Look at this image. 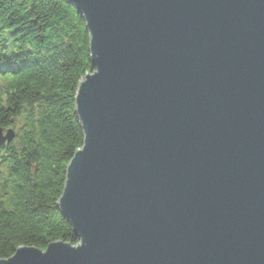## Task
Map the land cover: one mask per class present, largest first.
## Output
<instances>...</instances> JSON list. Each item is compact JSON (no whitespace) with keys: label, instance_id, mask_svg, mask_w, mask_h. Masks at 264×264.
Returning <instances> with one entry per match:
<instances>
[{"label":"water","instance_id":"obj_1","mask_svg":"<svg viewBox=\"0 0 264 264\" xmlns=\"http://www.w3.org/2000/svg\"><path fill=\"white\" fill-rule=\"evenodd\" d=\"M65 1L95 68L58 202L80 242L0 264H264V0Z\"/></svg>","mask_w":264,"mask_h":264},{"label":"trees","instance_id":"obj_2","mask_svg":"<svg viewBox=\"0 0 264 264\" xmlns=\"http://www.w3.org/2000/svg\"><path fill=\"white\" fill-rule=\"evenodd\" d=\"M83 17L65 0H0V260L21 247L45 251L79 238L58 202L83 148L79 83L93 74Z\"/></svg>","mask_w":264,"mask_h":264}]
</instances>
